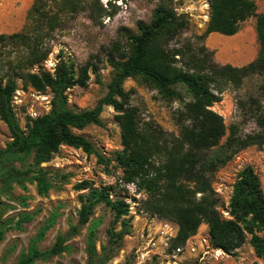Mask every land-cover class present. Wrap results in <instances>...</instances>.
Listing matches in <instances>:
<instances>
[{
	"label": "trees",
	"instance_id": "1",
	"mask_svg": "<svg viewBox=\"0 0 264 264\" xmlns=\"http://www.w3.org/2000/svg\"><path fill=\"white\" fill-rule=\"evenodd\" d=\"M162 1L165 5L154 11L151 23H138L137 35H125L127 48L116 43L111 46L107 52V63L113 75L107 93L92 109L81 112L68 107L66 92L74 87L85 88L89 71L95 72L94 65L87 63L76 70L70 60L59 54L52 74L40 69L41 63L51 53L45 39L54 33L59 23L58 14L52 13V4L59 6L62 12L73 13L77 11L79 0H33L24 29L19 33L0 35L1 51L15 49L21 52L15 60L7 57L0 68V121L11 139L0 149V194H5L12 182H18L16 179L25 165L39 167L48 163L61 147L79 149L87 155H95L98 163L104 166L114 162L122 172L123 183L134 185L146 194L145 211L177 225L169 251L183 248L186 241L205 224L216 249L232 253L249 237L248 244L255 257L264 264V237L259 236L264 231V196L253 169L247 166L237 174L229 203L230 219L222 218L219 213L212 187L215 174L235 155L248 147L264 145V116H256V133L239 136L234 127L227 129L223 119L211 110L219 99L210 90V84L216 80L239 85L245 78L255 75L261 79L259 90L264 95V15L256 13L251 0H207L210 13L205 32L199 40L212 33L233 37L241 23L255 19L256 58L240 68L217 66L210 61V55L203 46L197 52L169 48L187 30L188 22L185 16L174 11L171 6L173 0ZM176 57L183 68L175 65ZM35 67L38 72H32ZM135 78L168 100L178 99L174 91L176 86L184 87L189 94L191 100L183 103L174 116L179 133L172 137L169 145L162 141L164 136L160 131L141 126L136 109L128 106L129 97L123 83ZM17 79L37 92L48 91L51 95L48 113L34 120L28 119L25 131L20 128L12 105ZM103 107L114 110L121 132L122 149L111 159H105L91 142L73 132L88 126H101ZM154 157L160 158V162L156 164ZM28 182L35 183L41 196L50 189L40 169ZM76 189L86 194L79 196L77 226L71 227L65 237L74 235L79 227L89 224L86 264H106L123 237L130 234L128 222L122 220L128 215V206L122 200L110 198L111 187L97 189L82 182ZM100 204L112 210L114 222H119L121 230L117 233L112 228L108 230V247H102L98 254V224L90 220ZM2 207L0 203V217ZM31 219L27 214L21 216L16 227L20 228L22 223ZM54 221L55 215H52L44 222L16 264L46 261L67 250L62 236L57 237L50 249L41 251L38 248ZM2 227L0 221V239Z\"/></svg>",
	"mask_w": 264,
	"mask_h": 264
},
{
	"label": "rangeland",
	"instance_id": "2",
	"mask_svg": "<svg viewBox=\"0 0 264 264\" xmlns=\"http://www.w3.org/2000/svg\"><path fill=\"white\" fill-rule=\"evenodd\" d=\"M251 1L256 6V13L264 15V0ZM32 3L33 0H0V35L21 32ZM163 5L165 2L162 0H79L77 11L70 13L62 12L59 6L52 4V13L58 14L59 23L54 33L45 39L51 53L41 63L40 69L52 74L59 54L65 60H70L76 70L87 63L94 65L95 72L89 71L85 88L74 87L66 92L68 107L72 111L90 110L106 95L113 75V70L107 63V52L115 43L127 48L125 35H137L138 23H151L154 11ZM171 6L178 15L186 17L188 26L181 37L170 44V49L197 52L203 46L210 55V61L217 66L240 68L256 58L258 43L254 18L241 23L238 33L232 38L218 34L223 40L231 38L226 47H212L209 35L198 39L204 34L209 18L207 0H173ZM244 40H248L250 44L252 42L251 55L246 59L233 48ZM0 53L1 68L7 57L15 60L20 57L21 52L6 49L0 50ZM176 61L175 65L183 68L178 57ZM38 71L37 67L32 69V72ZM16 85L12 105L17 122L25 131L28 119L34 120L48 113L51 95L48 91L37 92L19 79L16 80ZM260 85L261 79L255 75L245 78L239 85L223 80L210 84L211 92L219 99L211 110L223 119L227 129L234 127L239 136L258 131L256 116H264V95L259 90ZM123 89L129 97L128 106L137 111L141 126L160 131L164 136L162 141H167L169 145L172 137H177L179 133L174 116L181 110L183 103L191 100L186 89L176 86L174 91L178 99L172 100L162 97L138 78L127 79L123 83ZM115 116L111 107H103L101 126H88L73 132L91 142L105 159L114 158L115 153L122 149L120 127ZM10 141L6 126L0 121V149ZM153 161L157 164L160 158L154 157ZM247 166L257 175L264 196V145L251 146L235 155L214 176L212 187L218 201V211L224 219H230L229 203L237 174ZM39 169L44 172L50 184V189L44 196L37 193L35 183L28 182ZM16 180L18 182H12L5 194H0V203L3 205L0 217L3 225L0 239L1 264H16L20 255L26 252L31 239L52 215H55L54 225L38 244V248L41 251L48 250L55 244L57 237L62 236L65 239L63 246L67 250L34 264H86L85 247L89 224L79 227L74 235L65 237L71 227L77 226L79 196L86 194L76 189L82 182L97 189L111 187L113 190L110 198L122 200L128 206V215L122 220L128 222L130 234L123 237L113 257L106 264H262L248 244L249 237L245 244L232 253L215 257L208 250L203 254L206 248L202 249L198 239L208 233L205 224L198 228L196 239L191 241L197 243L195 253L184 251L177 254L169 251L171 240L177 233V225L146 212L143 206L147 200L146 194L134 185L124 184L122 172L114 162L104 166L98 163L95 155H87L79 149L61 147L48 163L39 167L25 165ZM26 214L32 217L31 221L22 223L17 228V220ZM92 221L98 224L96 249L100 254L102 247H108V230L112 228L117 233L121 227L119 222H114L112 210L104 204L94 209L90 222ZM259 236L264 237V231ZM210 248L216 249L212 243Z\"/></svg>",
	"mask_w": 264,
	"mask_h": 264
},
{
	"label": "built area",
	"instance_id": "3",
	"mask_svg": "<svg viewBox=\"0 0 264 264\" xmlns=\"http://www.w3.org/2000/svg\"><path fill=\"white\" fill-rule=\"evenodd\" d=\"M198 237V236H197ZM196 236L193 235L191 236L185 243L183 248L177 249L175 252L177 254L183 253L184 251L188 252V253H195L197 251V243H193L191 241L195 240ZM198 244L202 247L203 250V254H206L208 250H211L213 252V255L215 257H219L220 255H223L224 252L220 249H212L210 248V239L208 236V233L206 234L205 237L199 238L198 239Z\"/></svg>",
	"mask_w": 264,
	"mask_h": 264
},
{
	"label": "crops",
	"instance_id": "4",
	"mask_svg": "<svg viewBox=\"0 0 264 264\" xmlns=\"http://www.w3.org/2000/svg\"><path fill=\"white\" fill-rule=\"evenodd\" d=\"M209 39L211 40V42H213L212 43V47H226L227 46V44L229 43V42H231V38H226V39H221L220 38V36L218 35V34H216V33H212V34H210L209 35ZM241 44V43H240ZM240 44H238V45H235V47H233V48H235V50L239 53V55H241L242 54V57L244 58V59H246L247 57H249L250 55H251V51H248V49L246 50H244V51H242L241 49H240ZM229 50H232V49H229ZM241 50V51H240ZM246 51V52H245ZM241 53V54H240ZM243 59V60H244Z\"/></svg>",
	"mask_w": 264,
	"mask_h": 264
},
{
	"label": "bare ground",
	"instance_id": "5",
	"mask_svg": "<svg viewBox=\"0 0 264 264\" xmlns=\"http://www.w3.org/2000/svg\"><path fill=\"white\" fill-rule=\"evenodd\" d=\"M249 39V38H248ZM250 41V40H249ZM252 41V40H251ZM251 46H252V42H251V44H250V42H248V40H244V41H242L241 42V44H240V49L242 50V51H244L245 49L247 50L248 49V51H250V49H251ZM240 50V51H241ZM246 52V51H245ZM241 58V57H240ZM242 60V59H241ZM239 61V60H238Z\"/></svg>",
	"mask_w": 264,
	"mask_h": 264
}]
</instances>
